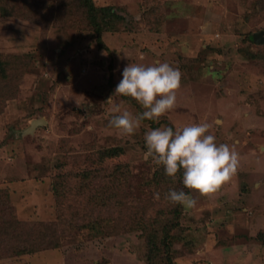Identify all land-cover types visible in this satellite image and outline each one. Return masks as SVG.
Returning <instances> with one entry per match:
<instances>
[{"label": "rangeland", "instance_id": "obj_1", "mask_svg": "<svg viewBox=\"0 0 264 264\" xmlns=\"http://www.w3.org/2000/svg\"><path fill=\"white\" fill-rule=\"evenodd\" d=\"M75 3L0 0V60L30 57L0 70V217L11 207L18 225L55 224L59 242L0 264H147L141 230L108 234L118 214L110 194L127 196L125 220L139 208L152 219L169 205L164 189L197 201L182 206L175 264H264V43L249 36L264 31V0H94L122 16L102 44ZM163 62L182 73L177 107L121 135L112 109L143 111L113 95L124 67ZM202 122L239 154L236 175L209 197L145 156L148 131Z\"/></svg>", "mask_w": 264, "mask_h": 264}, {"label": "clouds", "instance_id": "obj_2", "mask_svg": "<svg viewBox=\"0 0 264 264\" xmlns=\"http://www.w3.org/2000/svg\"><path fill=\"white\" fill-rule=\"evenodd\" d=\"M182 73L178 67L167 62L143 65L128 63L122 72V79L116 85L113 95L130 97L143 109L134 115L120 107L112 109L114 115L110 126L121 135H133L143 120L159 121L177 107V92L181 87ZM112 96L108 102H112ZM212 125L195 123L177 128L157 127L145 136L146 158L157 166H163L165 175L175 180L182 171V183L190 191L209 197L236 175L239 154L225 143H216L210 133ZM155 199L160 194L155 193ZM165 199L173 205L194 207L196 199L185 191L170 190Z\"/></svg>", "mask_w": 264, "mask_h": 264}, {"label": "trees", "instance_id": "obj_3", "mask_svg": "<svg viewBox=\"0 0 264 264\" xmlns=\"http://www.w3.org/2000/svg\"><path fill=\"white\" fill-rule=\"evenodd\" d=\"M75 4L78 9L82 11L83 18H86L88 25L92 30H94L99 38V41L102 44L101 33L103 31L113 30L117 20L121 19V15L113 13L111 8L99 7L94 3V0H75ZM0 8L5 13L4 6ZM252 33H249L250 39L254 41ZM24 57V56H23ZM19 56H9L5 61L0 60V70L6 72V65L10 60L20 67H24L25 63L30 61L25 57ZM26 59L25 63L22 61ZM117 149H114L116 151ZM58 183L54 185V193L59 202L63 197V190L66 185L64 181L58 179ZM170 189H164L162 194L165 199V194L168 193ZM111 198L115 200V206L118 209L117 215L114 216L112 220V227H107L108 234H114L121 230L122 226L128 227L129 229H139L142 231V234L147 237V241L150 243V251L148 256L147 264H175L174 259L175 255L171 252V245L174 240H181L183 232L181 230L180 219L182 217V205L176 204L173 205L169 202V205L163 208L160 213L149 219V216L146 215L144 211L139 209L133 210V213L129 216V219L125 220L124 218V208L127 205V196H121L119 192L110 194ZM107 198V196H106ZM105 200L103 197L102 200ZM104 204V203H103ZM2 210V209H1ZM9 213L7 219H4V216L0 217V226L5 225L7 231L0 233V258L5 256H14L22 255L26 253H35L50 247H59V242L57 239H54L57 234L55 224H47L45 222H35L32 223L30 228L24 227L15 220L14 209L9 208ZM1 213V212H0ZM77 217V214H76ZM124 219L125 221H122ZM17 222V223H16ZM88 225L86 221L82 225L77 226L76 224H71L70 229L75 227L83 229ZM124 227V228H125ZM21 228V229H20ZM24 238L14 237L15 233H21ZM175 231V233H173ZM12 237L14 242H12ZM163 238V239H162ZM52 239V240H51Z\"/></svg>", "mask_w": 264, "mask_h": 264}, {"label": "water", "instance_id": "obj_4", "mask_svg": "<svg viewBox=\"0 0 264 264\" xmlns=\"http://www.w3.org/2000/svg\"><path fill=\"white\" fill-rule=\"evenodd\" d=\"M254 41L258 44H263L264 43V31H260L258 33H254L253 35ZM44 121L42 119H37L34 120L32 123V127H34L35 125L39 124V123H43Z\"/></svg>", "mask_w": 264, "mask_h": 264}]
</instances>
